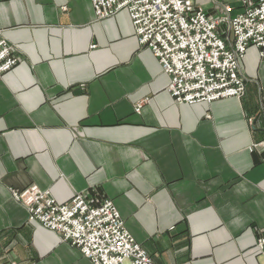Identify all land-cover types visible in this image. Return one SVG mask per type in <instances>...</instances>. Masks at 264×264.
<instances>
[{
	"label": "crops",
	"instance_id": "obj_1",
	"mask_svg": "<svg viewBox=\"0 0 264 264\" xmlns=\"http://www.w3.org/2000/svg\"><path fill=\"white\" fill-rule=\"evenodd\" d=\"M0 28L18 58L0 79V264H93L29 218L13 190L30 185L60 203L112 199L156 264L263 262L257 47L240 60L242 98L177 103L125 9L98 19L92 0H0Z\"/></svg>",
	"mask_w": 264,
	"mask_h": 264
},
{
	"label": "built area",
	"instance_id": "obj_2",
	"mask_svg": "<svg viewBox=\"0 0 264 264\" xmlns=\"http://www.w3.org/2000/svg\"><path fill=\"white\" fill-rule=\"evenodd\" d=\"M234 1V2H233ZM96 17L128 11L141 46L156 55L170 76L177 103L242 98L246 92L240 60L249 46L264 59V0H92ZM208 4V6H207ZM18 62L0 28V79ZM138 104L136 110H140ZM29 218L58 233L93 264H156L127 228L110 198L82 193L58 202L37 185L13 190ZM257 246L264 264V226Z\"/></svg>",
	"mask_w": 264,
	"mask_h": 264
},
{
	"label": "rangeland",
	"instance_id": "obj_3",
	"mask_svg": "<svg viewBox=\"0 0 264 264\" xmlns=\"http://www.w3.org/2000/svg\"><path fill=\"white\" fill-rule=\"evenodd\" d=\"M234 2V1H233ZM208 6V5H207Z\"/></svg>",
	"mask_w": 264,
	"mask_h": 264
}]
</instances>
